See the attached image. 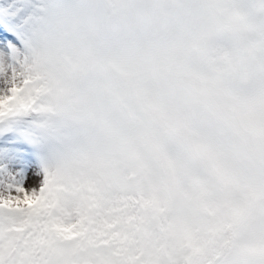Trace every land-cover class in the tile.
Instances as JSON below:
<instances>
[{"label": "rangeland", "instance_id": "rangeland-1", "mask_svg": "<svg viewBox=\"0 0 264 264\" xmlns=\"http://www.w3.org/2000/svg\"><path fill=\"white\" fill-rule=\"evenodd\" d=\"M0 141V264H264V0H0Z\"/></svg>", "mask_w": 264, "mask_h": 264}]
</instances>
